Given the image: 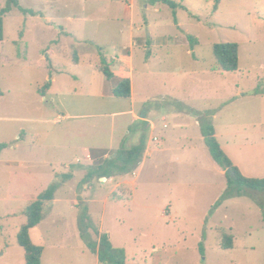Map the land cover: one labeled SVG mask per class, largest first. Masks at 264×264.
Returning a JSON list of instances; mask_svg holds the SVG:
<instances>
[{"label":"rangeland","instance_id":"1","mask_svg":"<svg viewBox=\"0 0 264 264\" xmlns=\"http://www.w3.org/2000/svg\"><path fill=\"white\" fill-rule=\"evenodd\" d=\"M172 1L185 9L144 0H19L21 12L0 0V145L8 146L0 155V264H25L17 239L27 223L23 212L54 177L66 185L30 231L44 249L42 264H99L101 234L124 251L127 264H264V192L223 199L227 178L189 113L209 112L242 174L264 179V0H221L217 13L215 0ZM129 30L136 42L134 101L113 95L122 81L116 69L108 78L100 68L103 57L110 64L120 56ZM156 36L175 40L160 48ZM220 43L239 46L238 71L218 70L213 48ZM150 122L156 135L189 138L191 152L175 153L168 165L144 153L129 175L88 180L105 154L141 138L151 149ZM80 189L84 208L73 206L83 201ZM225 235L234 249L222 248Z\"/></svg>","mask_w":264,"mask_h":264},{"label":"trees","instance_id":"2","mask_svg":"<svg viewBox=\"0 0 264 264\" xmlns=\"http://www.w3.org/2000/svg\"><path fill=\"white\" fill-rule=\"evenodd\" d=\"M146 4L156 5L163 4L169 6L173 10L185 9L181 5L172 0H144ZM14 7L21 12H26L19 4V0H11ZM221 0H215L214 12H217ZM6 11L2 12V15ZM4 22L0 16V47L4 41ZM191 46L194 45L193 37L188 38ZM214 57L217 62V68L223 73H232L238 71L239 46L236 43H220L214 45ZM148 53V57H149ZM102 72L108 77H112L110 65L103 61ZM49 87V86H48ZM1 92V91H0ZM113 95L120 99H130L132 97V85L130 79H123L118 87L113 91ZM191 113L198 121L202 135L205 139L207 148L213 158L225 172L227 178V191L223 199L248 195L251 191L264 192V179L248 178L244 176L241 170L233 163L226 154L216 137V131L210 121L209 112H196L190 109ZM147 139L141 138L138 145L130 149H120L114 155L106 158L98 165L89 168L88 180L93 178H114L118 176L129 175L141 163L143 155L146 151ZM7 145H0V155L7 149ZM64 184V181L53 182L51 186L42 192L37 199L29 205L24 215L27 217V223L23 225L17 235L18 244L25 252V264H42L44 253L43 247L36 245L30 236V231L36 228L43 220L44 205L54 200L55 193ZM240 191H236V189ZM244 189V191H243ZM248 193V194H247ZM83 205L79 204L78 208ZM84 208V206H83ZM216 210V209H215ZM82 236L87 240L86 228L81 227ZM89 244V242H88ZM222 248L224 250H232L234 248L233 237L225 235L223 237ZM204 247L200 248L201 254H204ZM99 264H127L125 253L122 249L116 248L111 243L109 236L106 234L99 235L98 248L96 249Z\"/></svg>","mask_w":264,"mask_h":264},{"label":"crops","instance_id":"3","mask_svg":"<svg viewBox=\"0 0 264 264\" xmlns=\"http://www.w3.org/2000/svg\"><path fill=\"white\" fill-rule=\"evenodd\" d=\"M218 11V10H217ZM217 13V12H216ZM215 14V13H214ZM128 16V15H127ZM178 27H179V25H178ZM179 28H181V27H179ZM127 33H125L124 35H126ZM135 34V32H133L132 30H129V33H128V36L126 37V43L124 44V46H122V48H121V51H120V56L118 55V56H116L115 58H111V65H110V68H111V70L113 69L114 71H115V69L117 70V71H115L116 73H118L119 74V76L121 77V79L123 80V79H126V78H128V79H130V81H131V85H132V97L129 99V100H135V97H134V77H135V74H136V72H137V67H136V60H135V53H136V49H135V45L134 44H136V42L134 41V35ZM178 35H180L181 36V39L183 40V42H185V43H187L188 42V40L189 39H187L184 35H182V34H179L178 33ZM149 36H152V34L150 35V33H149ZM154 43L156 42H158L159 44V47H160V45H161V47L160 48H163V47H165L166 45H168V43H170V42H172L173 41V39L174 38H172L171 36L168 38V37H162V36H156V37H154ZM175 40V39H174ZM153 43V44H154ZM148 45L149 46H151L152 47V42H150L149 40H148ZM188 45L191 47V45H190V41L188 42ZM154 47H157V44H154ZM128 49H130V51H128L127 53H124V51L125 50H128ZM147 53H150L149 54V57H147L148 59L146 60H144L143 62V66H144V69H145V71H147V73H148V76H150L151 75V73L149 72V70H151V66H150V62H151V59H152V57H154V52H152L151 51V49L147 52ZM192 54L193 52L191 51V52H189V54ZM103 60H101V66H100V68H101V70H102V68H103V61L106 59V58H102ZM50 59H47V61H49ZM98 69H99V67H98ZM55 83V79H53L52 80V85ZM118 87V86H117ZM117 87H113V91L117 88ZM183 115V114H182ZM134 119L135 120H139V121H142L143 123H145V124H147V126H149V123H148V120L145 118V117H142V118H139V117H137V115L136 114H134ZM162 123H163V125L164 124H167L166 122H167V116L164 114L163 116H162V118H161V120H160ZM198 122V121H197ZM151 123V128H152V134L154 135L156 132L154 131V128H155V126H154V124H153V122H150ZM199 124V123H198ZM163 125H162V127H163ZM169 128V125L167 124V128H164L163 127V129H168ZM155 136H158V137H160L161 138V143L162 144H160V147L159 148H157L158 146H156V145H151V149H150V143L147 141V144H146V151H145V153L146 154H148V157L149 158H151V159H153L154 158V156H157L156 157V163H157V165L159 164V163H161L162 165H168L169 164V162L171 161V160H173V157H174V154L176 153L177 154V157H181L182 156V158H184L183 157V155L185 156V154H188L189 152H191V150H192V145H189L188 144V141L190 140L189 138L187 139V137H184V136H181V137H179L177 134H171V135H168V136H165V134H160V135H156L155 134ZM185 138V139H184ZM171 141H172V144H171ZM172 145H174V146H172ZM154 148H156L157 150H155ZM116 150H118V149H116ZM116 150H113V151H116ZM94 151H101V152H109V151H104L103 149H95ZM112 151V152H113ZM185 153V154H181V153ZM91 153H92V150H91V152L89 151V153L87 154V163H89V162H92V156H91ZM180 154H181V156H180ZM209 154H210V152H209ZM211 155V154H210ZM188 157H190L191 158V155H188ZM212 157V156H211ZM104 158L106 159V158H108V155L107 154H105L104 155ZM191 161H192V159H191ZM77 163H80L79 161H77ZM14 164H18V163H14ZM23 164V163H22ZM24 165H25V163H24ZM222 174H225V172L223 171L222 172ZM21 176L22 175H20V178H21ZM117 177H114V178H109L110 179V181L111 182H114L115 181V179H116ZM123 178H125V177H123ZM108 180L107 178H102V180ZM51 182L53 183L55 180H56V178L54 177V178H51ZM66 184H62V186L61 187H63V186H65ZM46 187H47V184H46ZM42 190H44V187L43 188H41L40 189V191L37 193V194H40V192L42 191ZM81 190V189H80ZM82 192V193H81ZM36 194V195H37ZM86 191L85 190H81V191H79V194L77 195V197H78V199L79 198H82L83 199V201H80V200H77V201H74V203H73V206H75V207H77L78 208V205L80 204L79 202H86L87 203V201H85V196H86ZM35 199H36V197H35ZM34 199V200H35ZM217 200L216 201H218L219 200V198H216ZM52 204H54V203H57V198H56V196L54 197V200L51 202ZM229 204V201H227L226 202V206ZM215 205V204H214ZM213 205V206H214ZM212 206V207H213ZM225 208V207H224ZM228 207H226V209H227ZM218 211V210H217ZM216 211V212H217ZM24 213V212H23ZM211 217V216H210ZM212 218V217H211ZM206 228H208L207 226H206ZM233 229L232 228H230V231H232ZM234 236V235H233ZM236 237V236H235ZM235 237H234V239H235ZM205 241V236H203V242ZM234 249V248H233ZM201 253V252H200Z\"/></svg>","mask_w":264,"mask_h":264},{"label":"built area","instance_id":"4","mask_svg":"<svg viewBox=\"0 0 264 264\" xmlns=\"http://www.w3.org/2000/svg\"><path fill=\"white\" fill-rule=\"evenodd\" d=\"M163 127L167 128V124H164ZM151 143H154L156 146H158L161 143V138L158 136H154L151 138Z\"/></svg>","mask_w":264,"mask_h":264}]
</instances>
